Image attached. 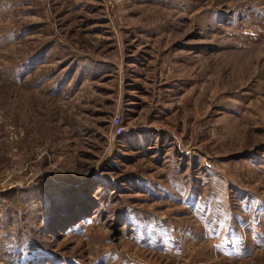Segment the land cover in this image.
<instances>
[{
  "label": "rangeland",
  "instance_id": "rangeland-1",
  "mask_svg": "<svg viewBox=\"0 0 264 264\" xmlns=\"http://www.w3.org/2000/svg\"><path fill=\"white\" fill-rule=\"evenodd\" d=\"M0 264H264V0H0Z\"/></svg>",
  "mask_w": 264,
  "mask_h": 264
},
{
  "label": "built area",
  "instance_id": "built-area-1",
  "mask_svg": "<svg viewBox=\"0 0 264 264\" xmlns=\"http://www.w3.org/2000/svg\"><path fill=\"white\" fill-rule=\"evenodd\" d=\"M118 132V134H121V132H122V129H119V131H117Z\"/></svg>",
  "mask_w": 264,
  "mask_h": 264
}]
</instances>
